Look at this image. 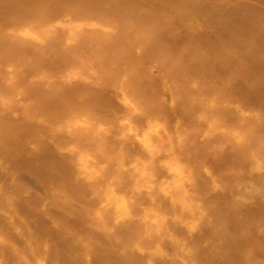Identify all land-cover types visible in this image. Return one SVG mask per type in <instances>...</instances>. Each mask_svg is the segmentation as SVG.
<instances>
[{
	"label": "bare ground",
	"instance_id": "1",
	"mask_svg": "<svg viewBox=\"0 0 264 264\" xmlns=\"http://www.w3.org/2000/svg\"><path fill=\"white\" fill-rule=\"evenodd\" d=\"M0 264H264V0H0Z\"/></svg>",
	"mask_w": 264,
	"mask_h": 264
}]
</instances>
